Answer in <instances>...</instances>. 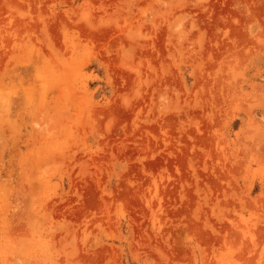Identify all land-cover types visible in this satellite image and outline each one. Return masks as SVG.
Listing matches in <instances>:
<instances>
[{
    "label": "rangeland",
    "instance_id": "rangeland-1",
    "mask_svg": "<svg viewBox=\"0 0 264 264\" xmlns=\"http://www.w3.org/2000/svg\"><path fill=\"white\" fill-rule=\"evenodd\" d=\"M0 264H264V0H0Z\"/></svg>",
    "mask_w": 264,
    "mask_h": 264
}]
</instances>
